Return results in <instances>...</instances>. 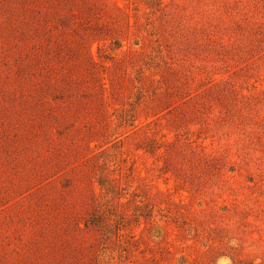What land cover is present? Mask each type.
I'll return each instance as SVG.
<instances>
[{"label": "rangeland", "instance_id": "1", "mask_svg": "<svg viewBox=\"0 0 264 264\" xmlns=\"http://www.w3.org/2000/svg\"><path fill=\"white\" fill-rule=\"evenodd\" d=\"M0 264H264V0H0Z\"/></svg>", "mask_w": 264, "mask_h": 264}]
</instances>
